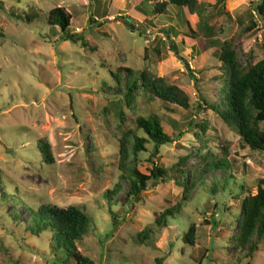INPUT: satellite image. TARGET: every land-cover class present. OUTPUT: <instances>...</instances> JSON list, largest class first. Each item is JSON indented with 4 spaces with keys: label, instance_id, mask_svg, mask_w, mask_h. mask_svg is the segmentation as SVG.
<instances>
[{
    "label": "rangeland",
    "instance_id": "rangeland-1",
    "mask_svg": "<svg viewBox=\"0 0 264 264\" xmlns=\"http://www.w3.org/2000/svg\"><path fill=\"white\" fill-rule=\"evenodd\" d=\"M144 1L146 14L133 0H0V264H62L51 232L27 229L30 209L42 204L86 211L93 232L77 250L96 264H264V236L251 240L252 255L249 247L232 246L239 230V201L232 197L256 192L264 179V150L242 145L236 125L206 105H219L228 85L218 57L223 41L233 40L243 64L264 58L258 0H199L194 14L175 5L153 12L156 0ZM57 6L71 16L68 32L83 37L86 46L61 40L60 26L48 23ZM32 8L39 19L29 20ZM251 20L256 26L246 32ZM145 66L183 89L189 108L147 94L128 104L124 77L121 92L106 89L105 84L115 86L112 73L119 67L137 72ZM151 113L161 117L174 141L157 154L156 143H148L138 170L148 174L158 164L168 176L149 181L141 200H126L125 183L112 193L120 174L118 138L135 129L137 116ZM201 122L205 132L195 125ZM42 141L52 162L42 157ZM209 150L236 163V170L225 173L235 183L224 192L210 190L219 171L196 180L204 161L200 154ZM178 163L187 181L176 172ZM191 182L195 185L181 202ZM178 202L182 211L159 229L154 215ZM191 225L193 245L183 239ZM144 228L151 234L141 243L137 234Z\"/></svg>",
    "mask_w": 264,
    "mask_h": 264
},
{
    "label": "trees",
    "instance_id": "trees-1",
    "mask_svg": "<svg viewBox=\"0 0 264 264\" xmlns=\"http://www.w3.org/2000/svg\"><path fill=\"white\" fill-rule=\"evenodd\" d=\"M133 1L136 2V7L146 14V10L141 9L140 6L145 1ZM223 1L217 0L216 4ZM168 5L184 7L190 14H194L198 12L199 0H156L153 12H163ZM255 11L257 15L264 17V0H258ZM27 16L31 21L40 18L39 13L34 8L29 10ZM70 19V14L58 6L52 8L47 17L49 24L60 26L63 32L61 40L73 43L81 42L83 46H86L87 43L83 37L68 32ZM187 24L193 33L188 22ZM255 26V22L251 20L244 30L250 32ZM170 47H173V42H170ZM218 57L222 63L220 69L224 68L226 70L228 85L222 91L219 105L214 103L206 105L212 108L225 123L231 126L236 125L242 145L249 147L252 151H263L264 58L255 63L249 60L243 64L234 48L233 40L223 41L220 44ZM112 77L116 84L114 87L105 84L106 89L121 92L120 85L124 77L125 91L123 96L128 104H132L136 97L147 94L164 103L176 105L183 109L189 108V96L183 89L168 83L163 77H158L152 69L146 66L137 72L131 68L119 67L115 73H112ZM195 125L201 132L206 131L205 123L201 122V124L196 123ZM138 130L143 131L145 136L138 135ZM196 135L199 136L198 133ZM173 141L174 137L164 131L162 119L159 115L151 113L147 117L137 116L135 129L123 130L118 138V171L120 174L112 193L117 192L122 187V183H125L129 187L126 200L139 201L142 199V192L146 190L149 181H156V183L165 181L168 171L158 164H155L148 174L138 170L140 154L147 151L146 145L150 142L156 143L154 148L157 154L161 146ZM130 145L132 146L131 149ZM39 148L42 157L52 162L48 145L42 141L39 142ZM200 157L204 161L196 173V180L202 182L206 174L219 171L221 174L219 178L214 177V183L211 185L210 190L215 194L218 192V188L223 192L229 189L231 182H234L232 180L234 177L232 174L225 176V173L236 170V163L225 158H219L210 150L206 154H200ZM184 160L185 158H181V163ZM181 163L175 165V170L187 181L186 172L181 169ZM178 181L181 184V181ZM194 185L195 182L186 185L181 202L188 198ZM239 189L243 191L244 185L240 184ZM107 194L110 196L111 192H107ZM232 198L239 201V216L237 218L239 230L233 236L232 246L234 249L241 250H246L249 247L248 255H252L256 250V243H251V240L254 238L261 239L264 236V179L258 181L255 193L249 192L242 197L233 196ZM181 202L154 215V223L159 229L167 226L169 217H174L182 211L183 205ZM227 210H229V207L225 208V211ZM30 212V224L27 229L36 235L47 231L51 232L52 248L56 256L58 253L63 254L62 264H96L90 258L81 255L77 250V243L93 232L92 219L83 208L78 206L62 208L56 205L42 204L37 209H30ZM15 217L17 218L16 215ZM150 234L151 230L144 228L137 234V239L139 242L144 243L142 240H147ZM194 236L195 227L191 225L183 239L186 243L193 245Z\"/></svg>",
    "mask_w": 264,
    "mask_h": 264
}]
</instances>
